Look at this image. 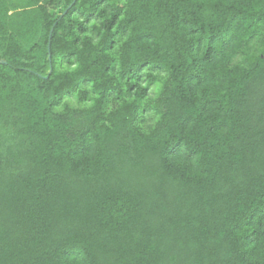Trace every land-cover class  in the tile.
Returning <instances> with one entry per match:
<instances>
[{"label":"trees","instance_id":"obj_1","mask_svg":"<svg viewBox=\"0 0 264 264\" xmlns=\"http://www.w3.org/2000/svg\"><path fill=\"white\" fill-rule=\"evenodd\" d=\"M0 60V264H264V0H0Z\"/></svg>","mask_w":264,"mask_h":264},{"label":"water","instance_id":"obj_2","mask_svg":"<svg viewBox=\"0 0 264 264\" xmlns=\"http://www.w3.org/2000/svg\"><path fill=\"white\" fill-rule=\"evenodd\" d=\"M51 58V54L49 55V59ZM1 63L5 62L4 60H0ZM51 71V70H50Z\"/></svg>","mask_w":264,"mask_h":264}]
</instances>
